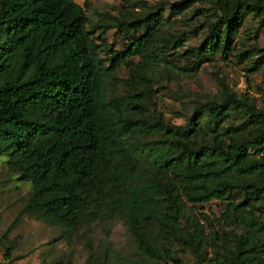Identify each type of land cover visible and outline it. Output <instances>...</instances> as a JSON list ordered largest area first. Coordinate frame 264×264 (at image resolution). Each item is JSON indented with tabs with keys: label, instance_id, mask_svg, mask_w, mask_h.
<instances>
[{
	"label": "rangeland",
	"instance_id": "374dc122",
	"mask_svg": "<svg viewBox=\"0 0 264 264\" xmlns=\"http://www.w3.org/2000/svg\"><path fill=\"white\" fill-rule=\"evenodd\" d=\"M73 1L82 8L96 56L108 70L98 87L99 114L132 161V173L129 178L109 174L98 188L83 191L89 198L86 217L67 227L42 214H21L34 186L21 178V156H0V264H178L171 258L145 255L131 230L133 220L155 249L177 257L181 264H216L225 259L244 264L241 261L249 253L255 264H264V198L244 203L246 184L223 200L186 202L192 221L181 218L180 235L190 236L193 245L158 236L166 201L159 194L154 200L145 196L147 184L163 181L164 160L177 156L174 140L197 148L213 145L215 135H220L227 146L256 134L260 125L250 122L243 107L230 108L217 118L206 108L198 110L207 103H222L232 93L264 111V0L259 10L255 0H222L224 9L240 1L241 20L227 43L218 34V45L204 54L198 49L223 15L219 0ZM156 10L165 20L160 39L164 62L149 79L148 89L146 80L133 75L126 64L110 69L109 49H122L131 41L138 19ZM128 61L136 64L140 59ZM140 92L145 99L130 103L129 95ZM112 98L125 105L115 107ZM127 119L140 120L145 130H122L119 124ZM248 151L251 159L264 163V154L253 147ZM256 182L264 184V174ZM230 203L237 208L229 212ZM250 220L262 227L260 231L247 225ZM247 236L255 247L240 255L239 246Z\"/></svg>",
	"mask_w": 264,
	"mask_h": 264
},
{
	"label": "trees",
	"instance_id": "16d2710c",
	"mask_svg": "<svg viewBox=\"0 0 264 264\" xmlns=\"http://www.w3.org/2000/svg\"><path fill=\"white\" fill-rule=\"evenodd\" d=\"M219 3L223 15L210 28L199 54L218 45V34L227 43L241 20L240 1L226 9L222 0ZM261 4L262 0H255L254 8L259 10ZM85 24V14L73 0H0V156H21V178L34 186L21 214H42L67 227L86 217L89 198L83 191L98 188L109 174L129 178L133 168L99 114L98 87L108 70L97 58ZM138 24L128 44L118 51L109 49V67L126 64L133 75L146 80L149 89V79L161 71L164 62L160 39L165 20L159 10L147 11ZM132 57L140 61L129 63ZM144 99L143 92L129 95L133 104ZM112 101L118 108L125 105L119 98ZM241 107L251 123L260 125L251 139L225 146L220 135H215L213 145L197 148L173 141L178 154L161 165L163 181H151L145 188L148 200L159 194L166 201L159 237H176L193 245L190 236L180 235L181 218L192 221L187 201L223 200L242 184H246L244 203L264 198V184L256 182L264 174V163L251 159L248 151L253 147L257 154H264V111L228 93L222 103H207L198 113L206 108L217 118L230 108ZM119 127L136 133L145 130L137 119L124 120ZM236 208L230 203L228 211ZM247 225L256 231L262 228L252 220ZM130 227L145 255L181 264L177 257L155 249L136 221ZM254 247L252 239L245 237L240 255ZM241 262L255 264V257L249 253ZM216 264L235 262L225 259Z\"/></svg>",
	"mask_w": 264,
	"mask_h": 264
}]
</instances>
